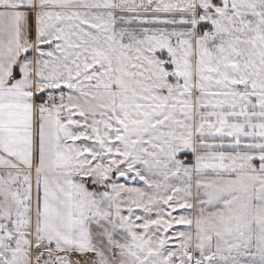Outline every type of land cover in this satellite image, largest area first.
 I'll return each instance as SVG.
<instances>
[{
  "label": "snow or ice",
  "instance_id": "1",
  "mask_svg": "<svg viewBox=\"0 0 264 264\" xmlns=\"http://www.w3.org/2000/svg\"><path fill=\"white\" fill-rule=\"evenodd\" d=\"M0 264H264V0H0Z\"/></svg>",
  "mask_w": 264,
  "mask_h": 264
}]
</instances>
